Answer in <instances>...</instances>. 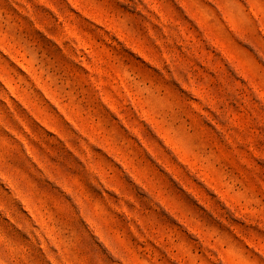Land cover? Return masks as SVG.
I'll list each match as a JSON object with an SVG mask.
<instances>
[{"label": "rangeland", "instance_id": "1", "mask_svg": "<svg viewBox=\"0 0 264 264\" xmlns=\"http://www.w3.org/2000/svg\"><path fill=\"white\" fill-rule=\"evenodd\" d=\"M0 264H264V0H0Z\"/></svg>", "mask_w": 264, "mask_h": 264}]
</instances>
